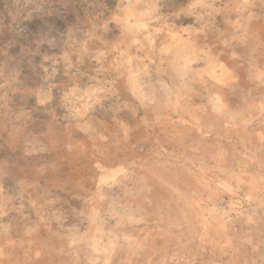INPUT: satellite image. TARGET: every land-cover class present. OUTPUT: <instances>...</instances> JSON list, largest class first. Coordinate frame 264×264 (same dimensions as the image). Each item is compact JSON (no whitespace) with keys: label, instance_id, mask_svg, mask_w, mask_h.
I'll return each instance as SVG.
<instances>
[{"label":"clouds","instance_id":"obj_1","mask_svg":"<svg viewBox=\"0 0 264 264\" xmlns=\"http://www.w3.org/2000/svg\"><path fill=\"white\" fill-rule=\"evenodd\" d=\"M0 264H264V0H0Z\"/></svg>","mask_w":264,"mask_h":264}]
</instances>
